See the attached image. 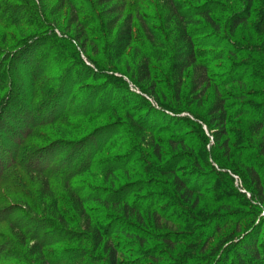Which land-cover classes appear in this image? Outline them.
<instances>
[{
	"label": "rangeland",
	"instance_id": "rangeland-1",
	"mask_svg": "<svg viewBox=\"0 0 264 264\" xmlns=\"http://www.w3.org/2000/svg\"><path fill=\"white\" fill-rule=\"evenodd\" d=\"M21 1L19 2L20 5L28 4L27 0ZM176 1L185 3L187 8L197 6L192 0ZM205 1H209L219 11H227L229 13H241L244 11L242 0H202V2ZM87 2L86 4L81 2V0L76 1L78 8L84 11L80 16L81 26L84 27L80 28L76 27L75 23L72 24L75 22V13H71L69 6L65 5L61 10H58L54 0L46 1L42 5L38 4L36 0H34L33 4L31 3L30 6L35 7L38 11L39 19L36 21H31L32 17L25 9L20 11L22 15L16 18V20L18 19L16 24H13V22L8 25L0 21V46L7 53L8 51L15 53L14 60L9 59L5 62L6 80L7 82L10 80L8 74L11 75L12 79L11 92L5 87L0 90V98L4 97V95L11 98V100H6V97L0 108V120L2 119V124L0 125V146L2 145L0 160H2V155L4 156L5 154L8 160V155L16 149L15 140L8 130L12 127L17 130V117L22 118L23 115L25 116L21 109L25 105L27 106L26 101H24L23 91L30 87V68L34 70V68L40 66L43 72H48L47 80L50 83H46L47 88L45 90L51 91L50 94L56 89H61L63 92L65 87H67L65 88L67 90H72L71 95H67L68 92L66 91L64 92V98L60 94L59 100H57V103L58 101L65 103L70 110L67 122L56 128H44L42 126L36 130L34 136L23 148V151L27 153L42 148L45 150L40 156H37L38 159L36 160L39 163V167L36 166L37 164L35 165V161L34 165H31L32 158L22 161V165L25 168L19 166L18 174L23 178L24 189L28 196L40 194V184L45 182L41 169L45 167L53 169L59 166L65 170L68 168L69 170H77L76 172H79V176L75 180L76 186H82L83 193L86 195L92 194L95 189H100V191H103V195H106L108 191L116 190L121 186L129 184L141 186L146 184L148 182L147 179L135 174H124L122 169L117 170L118 172L113 171L116 173V179L113 183L106 182L103 179L102 176L105 172L98 171L95 173L87 170L89 166H84V164L89 162V158L90 160L92 159L88 143L98 135L103 138L104 134H115L117 145L102 153L103 164L101 166L106 171L108 169L111 170V164L122 168V165H125L126 158H128L129 146L131 147L132 145L128 137L129 135H134L130 131V126H128L129 120L125 117V113L122 112L127 108L136 114L135 119H138L142 124L146 126L153 123L160 125L159 127L162 128L163 134L156 135L157 140L164 141L168 136H174V138L187 137L191 141L198 140L196 136L197 127L194 124L189 126L187 122L174 119L193 118L194 112L201 115L199 120L197 118L194 120L205 123L206 117L207 119L210 118L206 116V111L215 92L222 94L223 97H227L229 100L226 104L228 115L226 130L228 134L219 144H215L211 138L212 131L203 126L204 134L209 136V141L206 145L207 153L216 155L221 163L228 161L226 164L239 168V171L244 176L245 169L240 168L242 162L247 163V160L254 158V161L257 160L255 166L260 170L261 182L264 186V154L260 153L259 147V141L264 131L259 135H253L249 130L251 121L253 123L254 120L260 117L259 109L261 107L264 108V0L255 1L250 11L248 25L245 29L238 31L236 38L230 39L212 31L206 32L207 25L203 24V22L200 25L190 26L193 32V39L197 43L195 51L198 56L200 55L198 60L209 64L212 80L208 94L201 100V106H197L200 103L199 99L188 95L191 73H186L181 99L183 107L177 112L166 108L165 106L172 104L163 100L166 98L169 100L172 97L168 89L167 73L168 62L173 53V44L170 39L171 27L167 24L166 10L162 2L160 0H127L124 18L127 16L132 17L133 41L121 63L114 69L109 66L105 58L108 38L102 30L99 11L93 5L95 0H87ZM10 3L19 4L13 1H10ZM73 3L75 6V0ZM31 22H37L36 25L41 23L40 30L28 27ZM145 27L150 29V31H147ZM44 35L47 36L44 38L46 39L45 43L50 45V49L52 48L54 58L44 59L45 50L48 49L42 46L39 49L40 51L34 55V58L31 57L30 62L32 65H16L15 60L21 56L23 58L24 54H27L24 53V50H21L22 43L26 39L35 38L37 40L35 44H37L38 41H41L40 37ZM2 36L6 37L5 42H2ZM77 37H82V40H75ZM86 38L88 40L87 44L83 42V39ZM223 38H226V40H223ZM35 44H30L27 50H30L29 48ZM69 44L75 46L84 64L83 66L76 60V56L69 52ZM208 44L211 46H207ZM82 45L86 47V50H84L85 48ZM144 58L149 59L152 63L154 69L153 79L158 85L156 93L163 100V105L155 97L146 95L130 81V74ZM84 67L93 71L95 76L88 71L86 72ZM109 71L112 72L114 78L122 80L126 85L112 79ZM76 82H78L77 85H75ZM2 83L0 82V85ZM18 87L22 90L21 95L17 94ZM132 94L143 96L147 100L148 105L136 100L134 96L132 97ZM67 96L69 97L66 99L65 97ZM92 103L97 106L96 113L82 116L88 110L87 105H92ZM172 107L175 108L177 105H172ZM154 110L163 112L170 118H157L156 114L153 113ZM34 116L36 117L34 113L29 112L28 117L25 116L23 120L28 125L31 117L34 119ZM262 118L264 120V115H262ZM172 128L177 130L171 131ZM19 132L17 130L14 134L17 133L15 135H19ZM137 138L140 141L138 136ZM81 142L83 143L80 145L79 143ZM224 143H228V146L224 145ZM166 159L168 158L165 157L163 159L165 165ZM159 165L161 166L160 163ZM210 165L211 169L217 168L218 171H225L224 176L221 178L216 176L210 167L205 170H199L200 173H196L193 163L191 162L190 164L185 162V160L178 166V173L185 177L189 175V182L192 184L196 181L194 184L201 186L208 196L202 200V205L200 206L203 208V205H206V215L200 216L199 222L192 226V228L194 227L193 231L188 227L178 226L175 221L168 223L164 220L160 222L162 225L160 232L156 228L153 229L152 226L150 228L142 227L144 230L141 233L148 236L163 235V233L172 235L174 241L178 243L173 252H169L163 242L148 240L144 246H141L137 239H129L115 232L113 239H115L116 248L122 253L118 256V261L121 264H180L185 260L188 263V259L190 262L188 264H223V259H227L225 264H239V261H243L242 255H239L241 251L239 246L228 247L223 256H219L221 249L225 248L227 243L237 237L241 240L243 235L248 234L251 229L255 230L244 241H247L246 245H256L255 253H257V257L255 260L248 256L243 262L245 264H264V212H262L261 207L255 208L248 202L251 195L247 193L242 178L238 174L228 168L223 169L214 163ZM230 174L233 175L234 179L231 180ZM165 182L166 180H159L161 184ZM52 189L59 200L58 206L64 207L60 210V213L65 214V224L55 222L53 217L47 214L50 212L47 207L39 210V207L36 206V196L35 200H33L36 203L29 201L30 205L33 204L32 206L28 203H15V199L14 201H12L13 199L11 200L12 197L14 198V193L0 185V217H9L8 219L11 222H18L19 220V223H15V225L0 223V264H36L33 262L34 259L27 253L36 241V236L33 232L34 227L44 229L42 232L45 236L42 241L47 243V246H44L42 250L43 254L40 264H107L106 255L94 247L89 234L83 228L81 217L67 205L68 199L66 195H69L71 190L64 191L61 180L52 181L47 188V193ZM161 191L163 189L147 190L144 194L136 197H151L153 195L147 194L163 193ZM242 197L245 202L240 199ZM221 199H226L233 204H239L242 201L244 206L234 207L226 212H218L216 202ZM139 202L142 201L139 200ZM89 207V211L94 210L96 212L98 226L111 227L109 221L101 219L104 214H111V212L95 203H91ZM167 207L168 204L166 203L160 204L158 210L163 214ZM31 208L33 209L31 210ZM183 211H186V209L171 210L169 215H173L174 219L182 220L184 214L188 216V213ZM75 214L77 217H75ZM227 216L231 217V219L229 218L230 222L225 227L220 226L219 232L215 234L212 231L214 225H217L221 218ZM17 224H23L24 230L29 235L32 234L31 238L26 239L25 247H21L19 239L16 237ZM137 228L139 230L141 227ZM178 234L186 236L187 238L184 240L186 242L179 243L180 241L176 239ZM191 234L192 236H190ZM207 235L209 237L206 239V243L202 242ZM37 239L40 241L41 237ZM18 252L23 255H18ZM165 253L167 254L166 256ZM151 256H154L156 260Z\"/></svg>",
	"mask_w": 264,
	"mask_h": 264
},
{
	"label": "trees",
	"instance_id": "trees-1",
	"mask_svg": "<svg viewBox=\"0 0 264 264\" xmlns=\"http://www.w3.org/2000/svg\"><path fill=\"white\" fill-rule=\"evenodd\" d=\"M10 1H13L14 3L22 2L21 0H0L1 22L8 25H11L13 22V24H16L18 20H16V18H18L19 15H22V13L20 12L22 11V9H25L26 12L30 14V16L32 17L31 21H36L37 19H39L37 9L30 6L31 3L33 4L34 0H27L28 4L26 5H20V3L18 5H14L10 3ZM36 1L38 4L42 5L46 1L52 0ZM54 1L58 6V10H61L65 5L69 6L71 13H75V22H73L72 24L75 23V26L78 28L84 27L81 26L82 24L80 21V16L84 11H81V9L78 8V5H76V1L78 0H75V6L73 3L74 0ZM160 1L162 2L164 9L166 10V18L168 22L167 24L171 27L170 39L173 44V53L170 61L168 62L169 67L167 73V79L169 83L168 89L170 90L172 97L169 100L167 98L163 100L172 105H177V107L175 108L172 107V105L165 107L172 110L173 112H177L181 110V107H183L181 99L184 90L185 75L188 72L191 73L188 95L195 96V98L199 99L198 101H200V103L197 106H201V100L204 99L208 94V90L210 89V82L212 79L210 77L209 64L200 62V60H198V57H200V55L198 56L197 52L195 51L197 43L193 39V32L190 29V26L200 25L202 24L201 22H203V24L207 25L206 32L212 31L215 34L223 35L224 37L230 39L236 38L238 31H240L241 29H245L248 25V20L250 19V11L256 0H242V3H244V11L241 13L219 11L218 9L214 8V6L211 5L209 1L202 2V0H192L196 3L197 6H193L190 8H187L185 3H181L176 0ZM81 2H84L86 4L88 3L87 0H81ZM126 2L127 0H95L93 4L99 11L98 14L101 17L100 21L102 30L103 32H105V35L108 38V42L106 43L105 58L109 66H111L113 69L121 63V61L125 57L126 51L132 45L133 41L132 17L127 16L124 18ZM36 23L31 22L28 27L34 30H40V27L42 26L41 23L37 25ZM145 28L147 29V31H150V29H148L147 27ZM6 34L8 35V33ZM45 37L47 36H41V41H38L37 44H35L37 41L35 38L26 39L22 43L21 50H24V53L27 54H24L23 58L21 56L17 60H15L16 65H32L30 62L31 57L34 58V55L40 51L39 49L42 48V46L43 48L47 47L48 49L45 50L46 54L45 56H43V58H54V55L52 54V48L50 49V45L45 43ZM75 40L80 41L82 40V37H77L75 38ZM223 40H226V38H223ZM5 41L6 37L2 36V42ZM83 42L87 44V38L83 39ZM30 44L35 45L29 48L30 50H27ZM209 44L207 46H211ZM84 48V50H86L85 46ZM32 49H34L35 52ZM69 52L76 56V60H78V62H80L82 66L84 65L73 44H69ZM14 57L15 53L9 51L7 53L0 46V82H3L0 85V90L1 88L4 89L5 87L9 90V92H11L10 87L12 85V79L11 75L8 74L10 82H7L6 80L7 72L5 69V62H7L9 59L14 60ZM84 68L86 72L88 71L91 75L95 76L93 71L89 70L87 67ZM29 72L30 87L29 89L23 91L25 97L24 101H26L27 106L25 105L21 109V112H23L26 117H28L29 112L34 113L36 117L34 116V119L31 117L28 125L27 122L23 120V118L25 117L24 115L22 118L17 117L16 129L18 128L17 130L20 131V134L18 133L19 135H15L17 133L14 134V132L17 131L14 130V127H12L11 129L8 128L9 133L12 134L13 139L15 140L16 149L14 152H11L8 155V160L6 159V154L4 156L2 155L1 157L2 160H0V185H2L4 189L11 190L14 193V198L12 197L11 200L13 199L12 201H14L15 199V203H28L30 205L29 201L35 200L34 198L36 196V206L39 207V210L40 208L44 209L45 207H47L48 209H50V212L47 214L52 216L55 222L65 224V214L60 213V210L64 207L61 208L58 206L59 200L56 198V195H54L53 189L51 190L52 193L51 191L47 193V188L48 186H50V183L52 181L55 182L61 180L63 190L66 192L71 190L72 192H69V195H66L68 199L67 205L73 211H75V213L79 215V217H81L83 228L89 234V238L91 239V242H93L94 247L97 250H101L102 253L106 255L107 264H121L118 261V256H120L122 253L118 251V248H116L115 239H113L115 232H117L116 234H120V236L124 235L129 239H137L141 246H144L148 240L163 242L164 246L169 249V252H173L176 244L178 245V243L174 241V237L172 235L163 233V235L148 236L144 233H141V231L144 230L142 229V227L150 228L152 226L153 229L156 228L157 231L160 232L162 230V225L160 222L164 220L168 223L175 221L178 226H182L185 228L188 227L191 229V231H193L194 227L192 228V226L199 222L200 216L206 215V205H203V208L200 207L202 205V200L208 197L205 190L202 189L201 186H196L194 184L196 181L191 184L188 180L190 179L189 175V177H185L178 173V166H180L181 162H184V160L185 162H189L190 164L191 162L193 163V167L195 168L194 170L196 173H200L199 170H205L209 167L211 169L210 164L213 163L217 164L223 169L228 168L232 170L235 174H238L242 178L244 188L247 190V193H250L251 196L250 199H248V202L251 203V205L255 208L261 207L262 212H264V186L261 182L260 170H258L255 166L257 160L254 161L255 159L251 158L246 161L247 163L242 162L240 168L245 169L244 176L242 175L241 171H239V168L235 167L234 165L226 164L228 163V161L226 163H221L216 155L208 154L206 151V145L209 141V136H206L204 134V131L202 129L203 126H206L210 131H212L211 138L215 144H219L221 140L228 134V131L226 130V121L228 118L226 104L229 100L227 97H223V95L218 92H215V95L212 97L213 99L211 98L212 100L210 99V104L206 111V116H209L210 118L207 119L206 117L205 123H202V121H195L194 119L197 118L199 120L201 115H198L194 112L192 116L193 118L174 119L177 121L180 120L182 122H187L189 126L194 124L197 127L196 136L198 137V140L195 139L191 141L187 137L174 138V136H168L164 141L157 140L156 135L163 134L162 128L159 127L160 125H156L155 123H153L146 126L145 124H142L138 119H135L136 114L127 108L122 112L125 113V117L129 120L130 123L127 122L129 124L128 126H130V131L132 132V134H134L129 135L128 137L132 142L131 147L129 146L128 149L130 150L127 155L128 158H126L125 165H122V168L115 167L114 164H111V170L105 168L108 169L106 171L103 170L104 168L103 166H101L103 164L102 153L107 152L108 150H110V148L117 145L115 134H104L103 138L101 137V135H98L94 140L91 139V141L88 143V146L90 147L92 153V159L90 160L89 158V162H87V164H84V166H89L87 170H89L90 172L93 171L95 173H97L98 171L105 172L102 176L103 179L106 182L113 183L116 179V173L113 171L118 172L117 170L122 169V171H124V174H135L147 179L148 182L146 184H142L141 186L133 184L121 186L116 190L108 191L106 195H103V191H100V189H95L92 194L86 195L85 193H83L82 186H76L75 180L77 176H79V172H76L77 170H69V168L65 170L59 166L53 169L45 167L41 169L42 176L45 179V182L40 184V194L30 195L29 193V197L26 190L24 189L25 185L22 181L23 178H21L20 174H18V170L20 169L19 166H23L22 161L24 159L32 158L31 165H34L35 161V165L37 164L36 166L39 167V163L36 160L38 159L37 156H40L41 153H43V151L45 150L44 148H42L27 153L23 151V148L25 147V144L29 142L31 137L34 136L36 130L40 129L42 126L44 128H56L61 127L62 125H64V123L67 122L70 116V110L68 107H66L65 103L63 104L59 101L57 103V100H59L60 94L62 95V98H64V92L66 91L68 92L67 95H71L72 93V90H67L65 89L67 87H65L63 92L61 91V89H56V91L53 90L50 94L51 91L49 92L45 90V88H47L46 83H50V81L47 80L48 72H43L42 67L40 66L34 68V70L33 68L32 70L30 68ZM109 73L112 79H115L117 82H121L126 85L122 80L114 78L111 71H109ZM153 77L154 69L152 67V63L149 61V59L144 58L138 63V65H136V68L130 74V81H132L133 84L136 85L146 95L155 97L157 101H159V103L163 105V100L160 99V97L156 93L158 85H156V83L154 82ZM5 80L6 82H4ZM77 84L78 82L75 83V85ZM20 89L21 88L19 87L17 88V94L19 93L21 95L22 90ZM133 96L142 104L148 105L147 100L143 96L132 94V97ZM6 97L7 96L4 95V97L0 98V108L2 103L5 102ZM68 97L69 96L65 98L67 99ZM9 99L11 100L10 97H7L6 100ZM87 106L88 110L82 116H88L96 113L95 111L97 110V106H94L93 103L92 105ZM263 110L264 108L261 107L259 109L260 117L254 120L253 123L251 121V123L249 124V130L253 135H259L264 131V120L262 118V115H264ZM153 113L156 114L157 118H170L168 115L163 114V112L157 110H154ZM1 124L2 119L0 120V125ZM176 130L173 128L171 129V131ZM137 136L140 138V141H138ZM1 143L3 142L1 141ZM82 143L83 142L79 144L81 145ZM224 145L228 146V143H224ZM259 147L260 153L264 154V134L260 138ZM165 157L168 158L165 160L166 165L163 162V159ZM159 163L161 164V166L159 165ZM23 168L25 167L23 166ZM211 170L216 174V176L220 178L224 176L223 174H225V171H218L217 168H212ZM230 177L231 180L234 179L232 174H230ZM161 179L166 180V182L164 184L159 183V180ZM159 189H163V191H161L163 193H149L147 195L153 196L145 198L136 197L137 195L144 194L147 190L155 191ZM223 199L216 202L218 212H226L233 209L234 207L244 206L242 201H240L241 203L239 202V204H233L232 202H229L226 199L225 201ZM240 199L244 200L243 197ZM139 200L142 202H139ZM33 202L36 203L35 201ZM91 203L102 206L103 208L111 212V214H102L103 216L101 217L103 221H109V224H111L110 228L98 226L99 223L96 221V212L94 210L89 211V205ZM164 203L168 204V207L162 214L159 212L158 208L160 204ZM23 204L21 205L23 206ZM181 208L186 209V211L183 212L188 213V216L184 214L182 220L178 218L174 219L173 215H169L171 210L177 211L181 210ZM32 209L33 208H31V210ZM66 211L65 213H67ZM76 214L75 217H77ZM8 218L9 217L6 216L0 217V223H8L10 225L19 223V220L18 222H11ZM229 218L231 219V217L228 216L225 218H221V221L219 222L220 224L218 223L217 225H214L212 231H214L215 234L218 233L220 230V226L225 227L230 222ZM22 225L17 224L15 232H17L16 237H18L21 247H25L24 245L26 239L31 238L32 234L29 235L28 232L24 230V226ZM137 227L141 228L138 230ZM42 230L44 229H38L34 227L33 232L35 233L34 235L36 236V238L34 235L33 236L36 241L33 246L30 247V250L27 251L28 255L34 259L33 262H35L36 264H40L42 258L41 256L43 254L42 250L44 246H47V243L42 241V238L45 236ZM254 230L255 229H251L248 234H244L241 240L239 237H237L235 240L227 243L226 247L221 249L219 256H223V253H225L228 247L239 246L241 250L239 252V255H242L243 261H245L244 259L248 256L256 260V245H246L247 241H244L253 233ZM209 235H207V237L205 236L202 242H205ZM190 236H192V234ZM38 237H41L40 241H38ZM186 238L187 237L183 234H178V237L176 239L180 241L179 243H184L186 242L184 241ZM18 255L23 254L18 252ZM166 255L167 254L165 253V256ZM154 256L151 257L154 259ZM225 260L227 259H223V264H225ZM243 261H239V264H245V262ZM185 263L186 260L182 261L180 264ZM188 263H190L189 259Z\"/></svg>",
	"mask_w": 264,
	"mask_h": 264
}]
</instances>
